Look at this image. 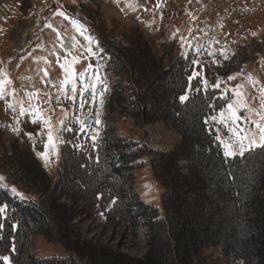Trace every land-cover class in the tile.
Segmentation results:
<instances>
[{
  "label": "trees",
  "instance_id": "obj_1",
  "mask_svg": "<svg viewBox=\"0 0 264 264\" xmlns=\"http://www.w3.org/2000/svg\"><path fill=\"white\" fill-rule=\"evenodd\" d=\"M169 3L174 2H164L167 9L161 12L153 35L163 48L156 50L151 44L149 52L139 44L137 47L125 30L111 31L105 37L100 9L82 8L62 0H49L38 21L22 19L12 31L13 43L33 41V34L26 31L42 30L51 24L57 11H63L97 35L99 45L109 55L105 67L109 78L105 112L109 118H130L141 128L140 136L144 138L128 140L115 133L109 142L121 149L126 165L134 162L140 152L146 155L162 194L159 210L137 203L139 214L115 208L110 215L144 237L147 252L142 259H136L73 241L68 233L74 210L61 205L59 195L71 196L90 207L98 194H103V200L116 192L101 156L97 161L93 153L84 152L85 146L70 148L66 142L61 161L66 163L67 173L62 176V186L57 185L58 197L51 200L49 179L31 150L23 147V156L5 152L0 156V173L12 184L30 188L35 197V201L32 197L26 199L25 206L15 205L9 212L10 224L4 222L1 234L6 240L0 241V255L11 245V264H37L26 251L33 231L47 241L58 242L67 252L41 264H211L210 257H214L212 264H264V149L225 163L214 132L210 134L204 124V118L214 112L209 104L214 103L217 109L222 106L216 99L219 91L207 95L193 91L181 103L179 97L185 94L192 70L190 60L195 57L189 53V59H183L181 51L174 47L177 38L170 40L178 34L185 15L179 5ZM203 74L212 84L206 67ZM192 83L197 85V81ZM160 120L172 124L181 137V144L169 152L147 149L144 128ZM131 147H135L134 152ZM181 157L191 163L185 173L179 169ZM208 251L211 252L207 254ZM0 264L4 263L0 260Z\"/></svg>",
  "mask_w": 264,
  "mask_h": 264
},
{
  "label": "rangeland",
  "instance_id": "obj_2",
  "mask_svg": "<svg viewBox=\"0 0 264 264\" xmlns=\"http://www.w3.org/2000/svg\"><path fill=\"white\" fill-rule=\"evenodd\" d=\"M48 1L0 0V12L3 15V17L0 15V29L3 30L0 31V73L7 75V78L12 82L11 85H8L9 89L15 90V99L6 98L8 102L15 103L17 100L23 101V106L28 108L30 106L29 98L25 93H39L38 97L32 98V104H35L37 99L49 101L50 96L51 100L47 103H41L39 107L44 110V114L51 117L53 124H57L58 120L62 117V107L67 109L69 117L75 115L81 118L88 115L89 108L86 105L83 110H75L70 102H62L60 105L56 104L57 97L61 95L59 91L60 82L64 79V73L57 62V56L61 58L60 63L64 62L63 57L65 56V52L60 47V41L57 39L56 33L47 27L39 31L28 29L26 32L33 34V41L13 43L10 40V35L20 23L19 21L22 19L38 21L41 12L45 11L44 6ZM62 1L70 4H80L82 8L90 7L100 9L104 15V20L101 23L103 22L104 27H106L104 29L105 37L111 31L117 33L118 31L125 30V32L130 33L135 39V45L137 47V44H139L148 52L151 44L156 50L163 48L157 41L156 36L153 35H155L157 30L156 25L160 20L161 12L167 9L164 2L171 1L176 3L180 6L185 18L177 29L178 34L170 37V40L175 37L177 38L174 44L175 49L182 51L179 43L181 37L188 39L198 38L195 42L200 44L203 49H208L209 41L214 38L218 43L213 44L212 49H225L229 54V59L224 60L217 53L216 60L219 64H213L212 58L207 56L206 52L201 53V61L204 67H206L208 75L213 76L212 85L215 84L218 78L223 79V76H225V79H223L225 81H227L228 76H236L234 81L227 82V86L233 87L237 83L243 84L249 106L253 109L260 108L259 92L248 83L246 77L251 75L253 79L259 81L257 88L259 85L264 84V0H159V7L157 6L158 0ZM174 3H169V5ZM129 4L132 7H129ZM52 11L54 13V8ZM170 19L172 20V16H170ZM51 25L60 32L61 37H66L70 42L71 38L75 36L81 44L86 43L83 37L73 29L70 20H65L60 16H54ZM81 51L83 49H76L72 55H78ZM97 51L100 54V58H106L107 55L102 50L99 51L98 48ZM84 55L86 56L87 53L85 52ZM45 60H47V63H45ZM95 60V57L89 59L81 58V61L75 65V70L77 72H85L88 69L89 63L96 64ZM154 65L156 66V63ZM45 71L48 73L47 76L44 75ZM225 71H227L226 74H224ZM238 73L240 75H237ZM220 74L223 75L220 76ZM101 76L106 77L105 71L101 72ZM50 77L53 78L52 81H55V86L47 82L51 80ZM107 80L109 81L108 77ZM224 86L222 85V87ZM228 95L230 97L231 93ZM16 107L17 111L14 112L12 109L6 108L5 101H0V156L3 157L9 149L11 154L23 156L21 153L23 147L21 145L26 143L27 150H31L34 158L45 172L43 173L49 179L47 186L50 199L57 198V187L62 186L60 182L62 174L67 173L66 163L61 165L60 161L62 147L67 142L65 140L66 138L68 139L69 137L70 142H77L78 137L74 132H61L65 142L59 145V155L50 156L49 163L45 165L44 160L37 155L38 152L43 151V146L39 141L44 137L36 134L46 131V129L40 123L32 124L30 117L27 115L18 118L17 112L20 105L17 104ZM94 108L96 107H92L91 113L95 112ZM104 109L105 107H102L100 111ZM240 114L246 115V112H241ZM111 118L107 116L109 125L108 133L110 132V135L117 133L128 140H144L140 136L141 128L135 125L130 118L121 116L115 119L113 117V121L109 120ZM252 118L255 119L256 117L253 116ZM71 126L74 128L77 127V125ZM15 127L20 129L19 135L13 131ZM151 128H155L157 132V136L153 140L155 148L149 146L152 150L169 152L181 144V137L174 130L173 125L165 120H160L154 124L145 126L144 130L146 131L147 139L150 134L148 130ZM25 133H32L36 143L34 144L33 140H29ZM221 135L224 138L227 136L226 130L223 128H221ZM85 139L82 137L80 143L82 144ZM88 141L91 142L90 140ZM157 142L162 146L157 144ZM215 142L223 152L218 142L216 140ZM80 143L77 145H80ZM131 148V151L134 152L135 147ZM184 148L186 146L180 148L181 153H184ZM132 163L136 164L137 167L133 171L131 170L133 184L131 183L130 189H127L124 193L125 201L127 203H134L135 198H137L138 204L159 210L162 187L152 174L148 157L140 152L135 156V160ZM0 164L3 166V162ZM178 165L181 172L185 173L186 168L191 163L185 160L184 157H181ZM0 176L4 177V174L1 173ZM53 185L55 187L51 189ZM13 188L16 189L15 192L12 191ZM35 190L37 192L36 187ZM31 191L28 187H22L20 185L18 187L3 179L0 181V207H7L5 197H8L10 201L17 202L21 196H26V199L32 197L35 201V197L30 194ZM132 193L136 197L133 198ZM59 197V203L67 206L66 201L63 203L64 201L61 200L64 196L59 195ZM75 200L77 199L72 198L71 201H73V204ZM89 211V209L86 211V209H80L79 207L73 211V220L70 222L68 228V233L73 238V241L85 242L93 247L103 248L136 259H142L144 257L147 252V246L143 240L144 237L135 240L134 237H136V234L132 231L105 223L97 215ZM0 224L2 223L0 222ZM1 232L2 230H0V241H4L6 238ZM7 239H9V236ZM29 240L28 252L31 255L32 261L37 264L67 255V252H65L58 242L47 241L37 231L31 233ZM11 249L12 247L10 245L7 252H2L4 256L9 258L8 255ZM210 252L208 251L207 254ZM216 256L219 255L216 253ZM208 261L212 264L214 257H210ZM3 263L5 264V262Z\"/></svg>",
  "mask_w": 264,
  "mask_h": 264
},
{
  "label": "snow or ice",
  "instance_id": "obj_3",
  "mask_svg": "<svg viewBox=\"0 0 264 264\" xmlns=\"http://www.w3.org/2000/svg\"><path fill=\"white\" fill-rule=\"evenodd\" d=\"M159 7V0L157 3ZM129 7H132L129 4ZM147 10V9H146ZM57 16L63 17L65 20L70 18L63 11H57ZM70 23L73 29L79 33L85 44H81L75 36L71 38L70 45L65 42L61 37L60 32L53 28L51 24H46L45 27L51 28L56 33L57 39L60 41V47L64 50L65 56L63 57V63H60V57L57 56V62L64 73V79L60 82L59 91L60 96L56 99V104L60 105L62 102H70L75 110H83L87 105L89 113L87 116L81 118L80 116H71L67 112V109L61 108L62 117L58 120L57 124H53L50 116L44 114V110L39 107L41 103H47L49 101L36 100L35 104H32V98L38 97V92H27L25 95L29 98V107L23 106V101L17 100L15 103H10L6 98L15 99V90L9 89L8 85H11V80L7 78L5 73H0V101H5L6 108L12 109L14 112L17 111L16 105L19 104V110L17 117L28 116L32 124L40 123L46 131L37 133L44 137L39 143L43 146V151L38 152L37 155L44 160L45 165L49 163V158L52 155H59V145L64 143V138L61 132H74L77 137H84L90 140L95 147L99 139V128L101 124L100 120V109L104 105V97L109 91L108 85L105 82L106 77L101 76L100 69L103 65L100 64V54L97 49L100 47L98 42L94 43L95 38L87 33L86 26L81 24L78 20L71 19ZM0 31H3L0 29ZM255 35V33H253ZM198 38L188 39L185 37L180 38V47L182 49L181 56L183 59H189V53H192L195 57L190 60L192 70L188 76V87L185 90V94L179 97L181 103L186 102L189 99V94L193 91L199 93L204 92L207 95L209 92L215 93L220 92V96L216 99L225 100L226 103L223 107L218 110L214 103H210L209 107L216 113L214 115H208L204 118V124L207 127L209 133H215V140L221 146L223 150V157L225 163L236 157L243 158L246 153L254 151L255 149H264V84H259V81L253 79L251 75L247 76L246 79L253 88H256L259 92L260 108L253 109L247 103V94L244 91L243 84H235L233 87L227 86L228 81H234L236 76H228L227 81L218 78L215 84L210 85L208 79L203 74L204 65L201 61V53L206 52L207 56L212 58L213 64H219L216 60L217 53L224 58L229 59L228 52L223 49H212V45L218 43L214 38L209 41V48L203 49V47L196 43L195 40ZM76 49H83L78 55H72ZM186 49V50H185ZM87 53L85 56L84 53ZM95 57L96 64L89 63L88 69L85 72H77L75 65L83 59H89ZM47 63V60H45ZM45 76L48 73L45 71ZM237 75H240L239 73ZM193 81H197V85H193ZM48 83L55 86V81L49 80ZM222 85H225L222 87ZM229 93L231 96L229 97ZM47 95V94H46ZM96 107L94 125H89L88 120L91 117L92 107ZM241 112H246V115H241ZM256 118L253 119L252 117ZM71 125H77L76 128ZM221 128L226 130V138L221 135ZM13 131L19 135L20 129L18 127L13 128ZM29 140H33L36 143L35 137L32 133H25ZM77 147H83V145H77ZM4 177L0 176V181ZM16 191L15 188L12 189ZM102 193L97 195V199L102 198ZM6 212V206L0 207V215ZM4 227L0 224V230ZM3 259L5 264H9V258L7 256L0 257Z\"/></svg>",
  "mask_w": 264,
  "mask_h": 264
},
{
  "label": "crops",
  "instance_id": "obj_4",
  "mask_svg": "<svg viewBox=\"0 0 264 264\" xmlns=\"http://www.w3.org/2000/svg\"><path fill=\"white\" fill-rule=\"evenodd\" d=\"M151 127V126H150ZM150 131V134L148 135V142H149V146L154 147L153 145V140L155 139V136H157V132L155 130V128H151L148 130V132ZM158 139V138H157ZM157 144L161 145L160 143L157 142ZM162 146V145H161ZM164 147V146H163Z\"/></svg>",
  "mask_w": 264,
  "mask_h": 264
},
{
  "label": "water",
  "instance_id": "obj_5",
  "mask_svg": "<svg viewBox=\"0 0 264 264\" xmlns=\"http://www.w3.org/2000/svg\"><path fill=\"white\" fill-rule=\"evenodd\" d=\"M63 39L65 40V42H66L67 44L70 45V42H69L67 39H65V38H63ZM92 119H93V117H92V115H91V117H90L89 120H88V123H89V124L91 123Z\"/></svg>",
  "mask_w": 264,
  "mask_h": 264
},
{
  "label": "bare ground",
  "instance_id": "obj_6",
  "mask_svg": "<svg viewBox=\"0 0 264 264\" xmlns=\"http://www.w3.org/2000/svg\"><path fill=\"white\" fill-rule=\"evenodd\" d=\"M127 198V197H126Z\"/></svg>",
  "mask_w": 264,
  "mask_h": 264
},
{
  "label": "flooded vegetation",
  "instance_id": "obj_7",
  "mask_svg": "<svg viewBox=\"0 0 264 264\" xmlns=\"http://www.w3.org/2000/svg\"><path fill=\"white\" fill-rule=\"evenodd\" d=\"M10 150V149H9Z\"/></svg>",
  "mask_w": 264,
  "mask_h": 264
}]
</instances>
